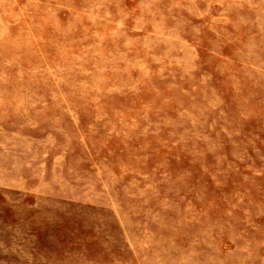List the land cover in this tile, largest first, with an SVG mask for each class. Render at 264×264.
<instances>
[{"label": "rangeland", "instance_id": "1", "mask_svg": "<svg viewBox=\"0 0 264 264\" xmlns=\"http://www.w3.org/2000/svg\"><path fill=\"white\" fill-rule=\"evenodd\" d=\"M0 264H264V0H0Z\"/></svg>", "mask_w": 264, "mask_h": 264}]
</instances>
